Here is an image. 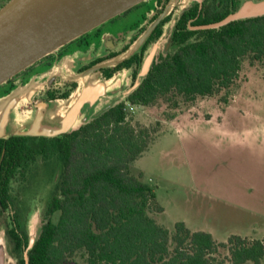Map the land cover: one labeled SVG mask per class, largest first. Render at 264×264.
Instances as JSON below:
<instances>
[{
	"label": "trees",
	"instance_id": "trees-1",
	"mask_svg": "<svg viewBox=\"0 0 264 264\" xmlns=\"http://www.w3.org/2000/svg\"><path fill=\"white\" fill-rule=\"evenodd\" d=\"M192 34L178 33L173 56L152 66L124 101L78 129L53 138L8 140L4 158L12 179L38 158L61 164L32 248L27 250L26 231L8 230L17 264H25L26 251L28 264H262L264 239L231 235L218 243L182 222L171 234L151 217L154 206L157 213L163 210L153 188L130 173L150 144V130L131 124L125 102L149 107L170 94L185 101L211 96L230 88L244 58L264 62V15L199 31L201 38L187 43ZM220 248L226 255L217 262Z\"/></svg>",
	"mask_w": 264,
	"mask_h": 264
},
{
	"label": "rangeland",
	"instance_id": "rangeland-1",
	"mask_svg": "<svg viewBox=\"0 0 264 264\" xmlns=\"http://www.w3.org/2000/svg\"><path fill=\"white\" fill-rule=\"evenodd\" d=\"M183 1L185 5L189 0ZM152 3L147 1V7ZM144 9H133L102 27L110 28ZM125 99L106 97L84 109L77 127ZM128 118L132 125L150 130V144L131 164L130 173L141 175V181L153 188L154 202L163 210L157 213L154 206L150 213L159 225L172 234L174 225L182 222L191 231L211 234L218 243H226L231 235L264 239V62L244 58L228 90L192 101L170 94L152 106L139 107ZM60 167L55 158H38L12 181L28 236L39 234ZM0 246L7 252L3 228ZM225 255L220 248L217 262ZM3 264L16 262L7 252Z\"/></svg>",
	"mask_w": 264,
	"mask_h": 264
},
{
	"label": "flooded vegetation",
	"instance_id": "flooded-vegetation-1",
	"mask_svg": "<svg viewBox=\"0 0 264 264\" xmlns=\"http://www.w3.org/2000/svg\"><path fill=\"white\" fill-rule=\"evenodd\" d=\"M9 1L0 0V9ZM147 1L149 0L142 5L145 9L131 19L126 17L124 21L117 22L110 28L102 27V24L97 30L75 39L0 86V100L25 91L10 108L3 129L6 137L0 138V228L4 231L7 252L14 260L8 230L14 228L17 232L26 231V217L22 201L13 197L11 189L12 181L22 175L16 174V178L12 179L7 156L4 158L8 140L12 138L10 135L22 128H29L42 105L45 107L41 124H57L67 112L71 98L82 90L85 83H104L106 88L103 96L93 105H85L82 110L95 106L106 97L114 100L122 96L127 98L152 66L170 58L178 50L180 43L174 39L178 33H193L187 38V43H193L201 38L197 32L217 30L229 23L215 29L200 27L222 21L236 13L246 2L259 3L264 0H189L185 5H182L183 0H153L151 8L147 7ZM114 19L116 17L110 21ZM153 23L155 25L143 43L133 50L136 41ZM119 59L122 61L115 65L99 67ZM147 60L149 67L142 75ZM0 249L4 262L7 252L2 246Z\"/></svg>",
	"mask_w": 264,
	"mask_h": 264
},
{
	"label": "water",
	"instance_id": "water-1",
	"mask_svg": "<svg viewBox=\"0 0 264 264\" xmlns=\"http://www.w3.org/2000/svg\"><path fill=\"white\" fill-rule=\"evenodd\" d=\"M144 1L146 0H10L0 9V86L44 57ZM263 15L264 1L246 2L236 13L222 21L200 28L215 29L232 21ZM154 25L155 23L136 41L133 50L143 43ZM122 59L99 67L115 65ZM148 65L147 60L142 75L147 72ZM105 88L104 83H85L82 90L71 98L67 112L57 124H41L45 107L42 105L29 128H22L10 136L53 138L78 129L80 126L77 127V123L83 114V107L93 105L103 96ZM24 94L25 91H21L0 100V138L6 137L3 129L10 108ZM28 237L27 250L32 248L37 236L30 234ZM2 259L3 252L0 249V264ZM24 260L28 264L27 251Z\"/></svg>",
	"mask_w": 264,
	"mask_h": 264
},
{
	"label": "built area",
	"instance_id": "built-area-1",
	"mask_svg": "<svg viewBox=\"0 0 264 264\" xmlns=\"http://www.w3.org/2000/svg\"><path fill=\"white\" fill-rule=\"evenodd\" d=\"M138 108H139V106L125 102V112L128 115L133 114Z\"/></svg>",
	"mask_w": 264,
	"mask_h": 264
}]
</instances>
